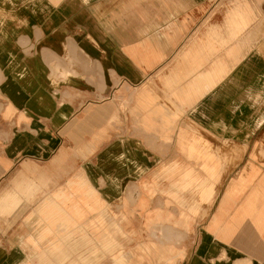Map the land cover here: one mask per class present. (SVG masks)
<instances>
[{"label": "crops", "instance_id": "obj_1", "mask_svg": "<svg viewBox=\"0 0 264 264\" xmlns=\"http://www.w3.org/2000/svg\"><path fill=\"white\" fill-rule=\"evenodd\" d=\"M259 135L264 0H0V264H142L124 219L152 211L177 153L198 168L175 167L168 190L191 197L156 264H264V173L223 223L260 171ZM241 164L186 253L178 238Z\"/></svg>", "mask_w": 264, "mask_h": 264}, {"label": "rangeland", "instance_id": "obj_2", "mask_svg": "<svg viewBox=\"0 0 264 264\" xmlns=\"http://www.w3.org/2000/svg\"><path fill=\"white\" fill-rule=\"evenodd\" d=\"M205 140H210L211 145H209L210 149L215 152L214 154L224 155L226 151L230 149L231 143H225L222 139L219 138H208ZM264 139L262 136L255 137L251 142L252 146L255 145L256 142H261L260 145H264ZM258 158L260 161V171L258 172L257 177L252 180L250 185L245 186L240 194L238 195L237 202L235 206H233L223 217V223H229L233 221L234 217H237L241 211L239 210L240 207H243L247 201H249L250 197H252V189L257 183V180L261 179L262 174L264 173V152L263 148H259ZM168 164L169 169H161L157 170L158 173L161 174V178L157 181L159 184L158 188L162 189L156 193L152 198L150 208L152 211L145 212L147 216L142 217L141 212H137L136 218H130L129 222L128 219H124V225L126 227H131V229L136 230V233L130 234L132 237L129 238H121L120 242L123 245L124 251L137 253L141 255L143 259L142 264H156V257L154 254V249H151V245H157L160 247L161 245L157 243V239H164L165 242H170V237L175 235L176 225L175 222L180 219L183 213H187L186 208L181 205V201L183 197L187 199L191 197L189 193L183 194H175L171 193L168 189L172 183L179 182L181 180L182 172L176 169L175 167H180L182 170L188 169L190 167L198 168V163L189 159L185 153H177V154H169L167 155V159L164 162ZM172 167V168H171ZM244 165L241 164L234 169H231L229 172L225 184L222 186L216 201L214 208L207 218V220L202 224L201 227L198 228L197 234L189 232L188 234L185 233L184 236L178 238V240H182L184 242L183 250L188 254H195L200 241H201V230L207 229L210 225L214 216L218 213L222 200L228 190V187L232 182L240 181L241 174L243 171ZM229 170V169H228ZM155 181V180H154ZM239 207V208H238ZM151 215V216H150ZM123 219V218H122ZM235 219V218H234ZM166 220H169L164 225L163 224ZM125 227V229H126ZM163 227V230H162ZM169 230L168 233L165 232V229ZM156 232L155 237L152 236L153 232ZM173 234H172V233ZM177 240V238H175ZM177 240V241H178ZM185 253V254H186ZM104 264H112L110 262V258H106L104 260Z\"/></svg>", "mask_w": 264, "mask_h": 264}]
</instances>
